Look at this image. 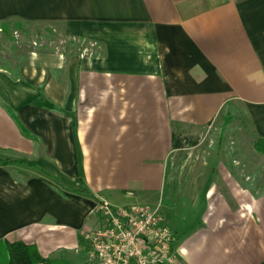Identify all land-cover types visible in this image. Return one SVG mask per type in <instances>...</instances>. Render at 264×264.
I'll list each match as a JSON object with an SVG mask.
<instances>
[{"label":"crops","instance_id":"crops-1","mask_svg":"<svg viewBox=\"0 0 264 264\" xmlns=\"http://www.w3.org/2000/svg\"><path fill=\"white\" fill-rule=\"evenodd\" d=\"M10 19L62 25L102 53L63 77L43 62L0 71V153L25 162L0 167V241L84 264L98 203L132 193L160 206L179 264H264V192L233 173L216 185L213 170L184 189V212L166 199L174 136L239 104L264 140V0H0Z\"/></svg>","mask_w":264,"mask_h":264},{"label":"rangeland","instance_id":"rangeland-1","mask_svg":"<svg viewBox=\"0 0 264 264\" xmlns=\"http://www.w3.org/2000/svg\"><path fill=\"white\" fill-rule=\"evenodd\" d=\"M93 44L90 40L85 42L68 37L62 25L28 23L20 19L0 20V71H7L16 77L20 69L43 62L42 65L49 71H45L46 74L57 77L60 74L63 77L68 73L69 61L102 53ZM4 88L0 82V98L6 101ZM7 90L18 95L14 99L15 104L11 105L14 110L10 112L14 114L26 89L14 85ZM229 116L234 117L227 122ZM185 138L197 145H185L184 150L172 155L166 180V199L169 205H179L182 208L179 212H184V189L200 187L213 170L216 171L213 179L216 185H223L224 181L231 185L233 180L223 177L233 173L235 177L232 178L240 185L247 186L253 194L264 192V155L254 149L256 136L239 104H232L215 122L204 129L190 132ZM0 155L12 158L4 153ZM113 204L117 207L145 205L124 195H120ZM83 251L80 258L83 263L93 264L89 248Z\"/></svg>","mask_w":264,"mask_h":264},{"label":"built area","instance_id":"built-area-1","mask_svg":"<svg viewBox=\"0 0 264 264\" xmlns=\"http://www.w3.org/2000/svg\"><path fill=\"white\" fill-rule=\"evenodd\" d=\"M95 212L97 227L83 235L93 264H179L175 237L160 206L100 202Z\"/></svg>","mask_w":264,"mask_h":264},{"label":"trees","instance_id":"trees-1","mask_svg":"<svg viewBox=\"0 0 264 264\" xmlns=\"http://www.w3.org/2000/svg\"><path fill=\"white\" fill-rule=\"evenodd\" d=\"M80 41L88 42L84 38H79ZM18 125L20 126L19 121L16 116L12 115ZM229 116L227 122L230 121ZM254 149L257 153L264 155V140L259 138L256 134ZM185 145H197L196 142H188L187 138L173 137V150H182L185 148ZM25 162L21 160H14L8 157H3L0 155V167L7 168L10 166H19L23 165ZM100 204V202L98 203ZM82 248L87 250L84 240L81 244ZM0 264H73L67 257L66 252H60L52 257L43 258L35 245H27L23 242H14L11 243L7 240L0 241Z\"/></svg>","mask_w":264,"mask_h":264}]
</instances>
